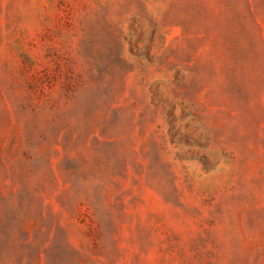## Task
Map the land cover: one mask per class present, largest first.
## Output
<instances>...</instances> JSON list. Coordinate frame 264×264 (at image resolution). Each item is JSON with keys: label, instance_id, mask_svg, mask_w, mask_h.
<instances>
[{"label": "rangeland", "instance_id": "1", "mask_svg": "<svg viewBox=\"0 0 264 264\" xmlns=\"http://www.w3.org/2000/svg\"><path fill=\"white\" fill-rule=\"evenodd\" d=\"M0 264H264V0H0Z\"/></svg>", "mask_w": 264, "mask_h": 264}]
</instances>
